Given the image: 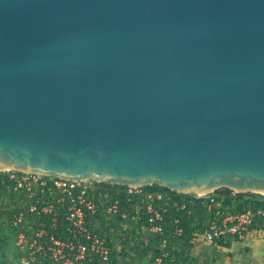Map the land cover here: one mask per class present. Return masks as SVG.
I'll use <instances>...</instances> for the list:
<instances>
[{"label": "water", "instance_id": "water-1", "mask_svg": "<svg viewBox=\"0 0 264 264\" xmlns=\"http://www.w3.org/2000/svg\"><path fill=\"white\" fill-rule=\"evenodd\" d=\"M264 195V0H0V170Z\"/></svg>", "mask_w": 264, "mask_h": 264}, {"label": "built area", "instance_id": "built-area-1", "mask_svg": "<svg viewBox=\"0 0 264 264\" xmlns=\"http://www.w3.org/2000/svg\"><path fill=\"white\" fill-rule=\"evenodd\" d=\"M146 187L0 170L6 264H143V257L147 264H176L184 218L204 229L192 241L245 239L255 227L264 233L262 194Z\"/></svg>", "mask_w": 264, "mask_h": 264}, {"label": "crops", "instance_id": "crops-1", "mask_svg": "<svg viewBox=\"0 0 264 264\" xmlns=\"http://www.w3.org/2000/svg\"><path fill=\"white\" fill-rule=\"evenodd\" d=\"M4 243L1 235L2 255ZM187 256V264H264V233L255 227L245 239L222 237L214 241H207L199 235L190 243ZM131 260L135 261L136 255H132ZM146 262L143 257V264Z\"/></svg>", "mask_w": 264, "mask_h": 264}, {"label": "trees", "instance_id": "trees-1", "mask_svg": "<svg viewBox=\"0 0 264 264\" xmlns=\"http://www.w3.org/2000/svg\"><path fill=\"white\" fill-rule=\"evenodd\" d=\"M148 190H159V191H169V189L161 187L159 185H152V186H147L146 187ZM220 191H229L227 188H222ZM202 213H200V217H203L204 211L201 209ZM183 227L185 229V235L182 237V242H183V248L182 250L178 253V260L176 261V264H180V262H188V256L187 253L189 251V245L192 241L193 234L195 232H201L203 231V227L201 225H196L195 222L191 218H184L183 219ZM116 264V263H114Z\"/></svg>", "mask_w": 264, "mask_h": 264}, {"label": "rangeland", "instance_id": "rangeland-1", "mask_svg": "<svg viewBox=\"0 0 264 264\" xmlns=\"http://www.w3.org/2000/svg\"><path fill=\"white\" fill-rule=\"evenodd\" d=\"M3 234V231L0 229V239H1V235ZM2 250H1V246H0V264H6V262L9 261V254H7L5 251V254H1ZM132 258V257H131ZM2 261V262H1Z\"/></svg>", "mask_w": 264, "mask_h": 264}, {"label": "bare ground", "instance_id": "bare-ground-1", "mask_svg": "<svg viewBox=\"0 0 264 264\" xmlns=\"http://www.w3.org/2000/svg\"><path fill=\"white\" fill-rule=\"evenodd\" d=\"M264 194V193H263Z\"/></svg>", "mask_w": 264, "mask_h": 264}]
</instances>
